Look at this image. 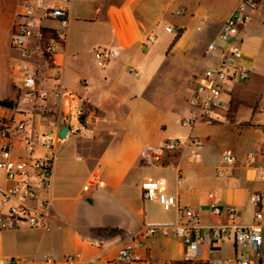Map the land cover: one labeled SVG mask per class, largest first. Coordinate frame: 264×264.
Wrapping results in <instances>:
<instances>
[{"label":"crops","instance_id":"crops-1","mask_svg":"<svg viewBox=\"0 0 264 264\" xmlns=\"http://www.w3.org/2000/svg\"><path fill=\"white\" fill-rule=\"evenodd\" d=\"M238 1L69 0L65 42L57 43L52 54L25 58L9 43L19 0H0V100L14 102L12 108L0 107V123L29 118L33 127L46 128L51 113L31 112L20 100L23 64L37 72L38 84L45 89L56 83L52 77L58 72L60 87L87 100L96 116L87 138L67 132L60 139L47 193L46 227L0 230V264L12 258L39 264L46 257L61 264L69 254L76 256L77 264H122L118 250L130 242V234L145 225H168L178 219L176 207L164 210L141 197L139 184L145 178L162 181L178 207L193 210L205 237L192 257L181 238H140L136 253L149 264H220L236 258L264 264V243L253 253L237 249L229 236L210 247L206 230L228 223L225 214L210 216L213 205L234 209L241 224H251L252 194L261 198L259 222L264 225V183L253 180V169L264 161L245 159L248 152L264 149L260 51L242 45L241 63L248 78L225 88L214 121L181 125L191 116L187 98L195 76L204 68L203 61L211 59L195 32L215 36ZM165 26L173 29L169 38ZM253 27L264 35V0L231 39L241 37L243 44ZM54 29V24H43L30 48L41 50ZM158 36L162 42L154 47ZM96 48L109 52L102 68L95 63ZM46 105L54 106L52 100ZM189 136L194 143L154 152L168 140ZM20 153L15 143L13 154ZM192 153L198 154L196 160L189 158ZM226 153L234 157L233 163L223 162ZM217 168L224 170L222 176H216ZM90 178L94 183L83 189ZM5 185L0 174V188ZM194 236L191 231L190 238Z\"/></svg>","mask_w":264,"mask_h":264},{"label":"built area","instance_id":"built-area-1","mask_svg":"<svg viewBox=\"0 0 264 264\" xmlns=\"http://www.w3.org/2000/svg\"><path fill=\"white\" fill-rule=\"evenodd\" d=\"M56 1L58 4H53L51 0H19L9 32V43L11 48L17 50L22 57L28 58L39 53L52 54L57 43L65 42L66 4L69 0ZM260 2L261 0H239L220 24L214 38L206 44L205 52L211 59L195 76L194 86L187 98L191 116L184 118L181 125L192 127L197 122L214 121L217 118L215 109L220 106L225 88L230 84L247 80L248 69L241 63V50L236 47L228 49L222 44L236 36L251 20ZM180 12L178 10L176 13ZM45 23L55 25L52 38L41 50L38 47L30 48L29 44L35 31ZM164 30L166 33L173 31L171 26H165ZM93 55L96 65L100 68L104 67L109 52L103 48H96ZM20 72L22 103L31 112L38 111L51 115L46 116L45 129L33 127L29 118L0 123V174L6 184L5 187L0 188V230L46 227L50 207L47 193L52 178L55 153L60 142L59 130L66 127L67 132L79 138H87L90 126L96 118L87 100L60 87L58 72L52 77L56 83L51 89L39 86L37 72L27 64L21 66ZM49 100H52L54 109L46 105ZM186 142L194 143L191 136L184 141L178 138L172 139L154 152L157 155L163 149H174ZM15 143L22 153L13 154ZM256 157L264 161V149L248 152L245 159L252 162ZM189 158L196 160L198 154L192 153ZM222 159L227 165L235 160L228 153L224 154ZM223 173L222 168L215 169L217 177L222 176ZM253 180L264 183V166L253 169ZM93 183L92 178L88 179L83 189L86 190ZM139 188L144 200L155 201L164 210L176 207L178 219L168 225H145L130 234V242L118 250V261L122 264H149L147 259L137 255L135 248L140 238L153 235L181 238L185 243L187 255L194 256L198 246L205 239L202 234L203 227L195 219L196 213L189 208L178 207L175 197L165 193V184L160 180L145 178L140 182ZM249 201L254 206L253 222L249 225L241 224L240 215L234 209L210 206V216L219 217L225 214L228 219L226 224L216 228H206L210 247L218 246L225 238L231 236L237 249L259 252L264 243V225L259 222L261 198L257 194H252ZM191 231L195 234L193 239L190 238ZM3 264H23V262L12 258ZM39 264H53V261L46 257ZM61 264H77L76 256L65 255ZM220 264H249V261L245 258H236L221 261Z\"/></svg>","mask_w":264,"mask_h":264},{"label":"rangeland","instance_id":"rangeland-1","mask_svg":"<svg viewBox=\"0 0 264 264\" xmlns=\"http://www.w3.org/2000/svg\"><path fill=\"white\" fill-rule=\"evenodd\" d=\"M201 40V44L206 47V44L208 43V41L214 38V36L210 37L208 33L204 32V31H197L195 32ZM166 34V38H169L172 33H165ZM164 34L161 36L163 37ZM164 38V37H163ZM243 44L241 43V37H237L234 39H230L228 40L226 43L222 44L224 47L231 49V48H242V45H244V47H247L249 50L252 51H260V53L258 54V58L261 61H264V58H262V56L260 55L261 53H264V35L261 34L260 31L256 30V27L251 28L248 37L245 40H242ZM161 38L158 36L157 40L154 41L153 45L154 47H157L160 43H161ZM209 62V60L203 61L202 67H205L206 64ZM127 67H131L132 69H134L133 64H128ZM176 74H178V72H173V76H176Z\"/></svg>","mask_w":264,"mask_h":264},{"label":"trees","instance_id":"trees-1","mask_svg":"<svg viewBox=\"0 0 264 264\" xmlns=\"http://www.w3.org/2000/svg\"><path fill=\"white\" fill-rule=\"evenodd\" d=\"M179 33L180 32H178L176 34V36L174 37V39L171 42V44H173L176 41V39L179 36ZM13 106H14V102L12 100H7V99L0 100V107H3V108H12Z\"/></svg>","mask_w":264,"mask_h":264},{"label":"water","instance_id":"water-1","mask_svg":"<svg viewBox=\"0 0 264 264\" xmlns=\"http://www.w3.org/2000/svg\"><path fill=\"white\" fill-rule=\"evenodd\" d=\"M66 133H67V128H66V127L61 128V129L59 130V133H58L59 138H60V139L65 138Z\"/></svg>","mask_w":264,"mask_h":264}]
</instances>
